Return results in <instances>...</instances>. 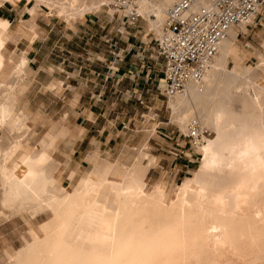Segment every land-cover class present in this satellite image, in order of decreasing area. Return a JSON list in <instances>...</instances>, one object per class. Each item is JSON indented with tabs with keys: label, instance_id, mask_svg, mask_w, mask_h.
I'll return each mask as SVG.
<instances>
[{
	"label": "snow or ice",
	"instance_id": "6c2138e0",
	"mask_svg": "<svg viewBox=\"0 0 264 264\" xmlns=\"http://www.w3.org/2000/svg\"><path fill=\"white\" fill-rule=\"evenodd\" d=\"M44 6L43 0H11L12 14L0 17V91L3 92V97L0 98V174L8 177L11 172L25 168L29 169V175L33 171L50 176L59 174L65 183L71 182L68 191L72 192L73 188H76L77 193L66 197L59 208L51 205L40 206L35 201L26 203L18 198L6 196L0 203V248L8 249L11 240L16 238L20 218L26 212L51 215L54 210L57 212L55 219L61 227L52 230L49 225H43L41 228L45 234V246H49L50 238L56 241V245L51 251L40 252L41 256L53 258L39 261L14 258L16 264H193L187 259L176 258L181 253V247L169 239L173 216L167 211L162 188L172 179L173 174L171 171L160 169L151 155L152 146L148 142L159 135V131L151 127V116H147L143 121L136 119L139 134L127 142L137 144L136 151L140 153L131 170L133 179L144 186L142 182L152 177V195L144 197L146 204H132L129 207L126 199L119 193L117 185L112 182L113 177L121 174L120 162L110 163L111 157L100 151V142L109 132L116 134L111 117L117 114L120 107L129 108L128 115H131L130 105L122 104L120 92L123 84L110 98L106 93L107 103H101L96 108H92V102L88 100L87 84L82 83L79 88L65 89L63 77L60 81L53 76L44 78L46 86H41L37 80L36 88L27 96L23 91L15 94L20 77L27 74V79H35L34 74L27 73V61L16 45L24 47L31 33L39 31L36 22L45 19L41 12ZM47 6L58 8L60 5H53L49 0ZM198 6L188 7L195 9ZM259 11L261 14L256 20L249 14L234 26L231 34L225 31L223 39H220L221 33L217 32L216 38L209 46L211 51L205 49L204 55L212 60L214 65L222 68L232 65L239 67L245 62L259 59L257 67L262 69L259 75H250L249 72L235 75L260 81L258 94L250 99L249 112L253 116L259 112L261 116L258 137L260 154L264 156V0H261ZM195 23L196 20H193V24ZM159 27V24L153 25L155 30ZM189 32L200 35L194 27H190ZM241 33L243 39H237ZM31 38L36 39L35 36ZM29 53L30 49L25 48V54ZM105 55L108 59H113L107 50ZM115 61L113 67L118 69L119 57H116ZM38 62L42 63L39 60ZM145 62L151 63L147 60ZM136 64L138 69L141 61L138 60ZM110 79L115 80V75H111ZM96 90L98 89H93ZM112 100L116 101L115 106ZM136 103L140 106V111L147 112V104L153 103V98L145 95L143 102ZM18 107L22 109L19 115L16 114ZM100 112L105 113L103 118L97 115ZM216 124L218 130L222 129L221 117L216 118ZM255 127L253 122L245 129H236L234 133L222 129L219 131V138L223 143H227L234 134L243 135ZM196 147H199V142ZM162 148L167 149V145L156 144V150ZM233 166L234 162H229L227 148H223L221 167L231 169ZM77 180L80 181L79 184ZM52 183L55 184V181ZM78 193H83L92 204L86 207L76 198ZM101 206L103 211H99ZM69 222L75 223L82 233H92L101 224H105L111 234V240H106L102 245L97 241L69 243L66 235V225ZM109 249L114 256L131 258L103 259ZM255 255L254 250H230L227 244L221 245L217 241L214 255L206 259L197 256L194 258V264H264V242L261 243L259 258L252 259Z\"/></svg>",
	"mask_w": 264,
	"mask_h": 264
},
{
	"label": "bare ground",
	"instance_id": "6f19581e",
	"mask_svg": "<svg viewBox=\"0 0 264 264\" xmlns=\"http://www.w3.org/2000/svg\"><path fill=\"white\" fill-rule=\"evenodd\" d=\"M135 1L138 2L137 10L146 20V25L153 28L155 24L161 27L165 11L175 0ZM198 1L205 3L204 0ZM4 2L11 4V0H0V4ZM114 2L115 0H51L53 5L60 6L49 8L50 13L57 12L64 16L67 24L71 16L82 15L95 8L98 3L110 6ZM43 3L48 5L49 0H43ZM143 4L148 6H142ZM112 9L115 11L114 8ZM234 26L228 30L229 34L233 32ZM160 27L157 30L158 35ZM23 58L26 60V57ZM255 67L244 69L232 65L231 68L228 66L222 68L211 61L200 79L189 81L183 93L168 97L166 101L171 119L181 130L186 129L187 132L188 125L196 121L202 128L207 127L213 132L211 137H206L199 145L200 165L191 176L171 190L166 185L162 188V195L168 206L167 211L173 216L169 239L170 242L181 247V253L176 257L179 260L187 259L194 264V258L197 256L202 259L209 258L214 255L217 241L221 245L227 244L230 250L239 249L248 252L254 250L256 255L251 258H259L261 243L264 242V196H262L264 156L260 154L258 137L261 116L259 112L254 116L251 115L249 108L251 97L258 94L260 81L243 79L235 75L242 72L259 75L262 69ZM19 79L21 80L22 77ZM2 97L3 92L0 91V98ZM16 114L19 115L20 112ZM218 116L222 118V129H227L230 133H234L236 129H245L253 122L256 127L243 135L234 134L229 142L223 143L219 138V131L222 129L218 130L216 124ZM223 148L228 150L229 162H234L231 169L221 167ZM139 155L140 153H137L132 162L120 163L121 174L112 178V182L117 185L119 193L126 199L129 207L132 204H146L144 197L152 195V189L151 191L147 189V181L142 182L144 186H141L133 179L131 170ZM216 177L223 178L216 180L214 179ZM52 181H55V184ZM79 183L80 181L77 180V184ZM68 187L59 183V174L50 176L47 173L39 174L33 171L29 175V169H17L8 177L0 174V203L7 196L26 203L35 201L40 206L51 205L59 208L66 197H72L77 193L76 188L69 192ZM76 198L86 207L92 204L83 193H78ZM99 211H103V206ZM39 215H43L45 219L33 225L32 219ZM56 216L57 212L54 210L51 215L26 212L21 216L29 224L27 232L20 238L21 246L14 252L4 251L0 264L5 262L16 264L14 258L35 261L53 258L40 255L42 250L51 251L56 245V241L50 238L49 246H45V234L41 226L49 225L52 230L59 229L61 224L56 221ZM66 235L69 243L97 241L102 245L106 240H111V234L105 224H101L92 233H82L75 223L69 222L66 225ZM102 258L130 259L131 257L114 256L109 249Z\"/></svg>",
	"mask_w": 264,
	"mask_h": 264
},
{
	"label": "rangeland",
	"instance_id": "374dc122",
	"mask_svg": "<svg viewBox=\"0 0 264 264\" xmlns=\"http://www.w3.org/2000/svg\"><path fill=\"white\" fill-rule=\"evenodd\" d=\"M43 4L45 6L41 9V12L45 19L36 22V27L39 31L31 33L28 37V43L24 47L16 45L19 52L27 57V73L35 76V79H25L26 88H24V95L27 96L36 88L37 80L42 84L46 77L53 76L57 81H60L61 77H63L66 80L63 85L65 89L79 88L82 83L87 84L89 86L88 100L92 102V108H96L101 103H107L106 93H108V98H110L112 93L120 90V85L123 84L124 87L120 92L122 104L130 105L131 115H128L129 108L120 107L117 114L111 117L112 127L116 134L113 135L109 132L104 136L100 142V151L105 156L111 157L110 163L118 161L120 163L132 162L134 156L139 152L136 151L137 144L127 141L134 138V135L139 134L136 128V119L139 118L143 121L147 116H151V127L159 131V135L148 142L152 146L151 155L159 164L160 169L171 171L173 174L172 179L166 184L167 188L171 190L184 179L190 177L199 167L201 155L198 148L192 146L190 140L184 136L186 129L185 131L181 130L179 125L171 119L170 109L168 108V103H166L168 98L163 92L165 84L161 60L155 53V37L158 36V31L148 27L146 20L142 16L133 23L124 22L121 18V11L112 9H115L113 4L110 5L112 8H109V5L98 3L95 8L84 12L82 15L71 16L70 22L67 24L64 21V16L57 12L50 13V8L45 3ZM12 11L10 2L0 4L1 17L11 15ZM260 14H257L253 20H256ZM98 20H106L107 22L111 20L112 23L102 28ZM112 24L115 28H112ZM135 24L136 27L132 28L131 26ZM139 31L148 32V38L152 36L151 41L148 43L149 51L147 54V61L151 63H147L138 69L136 65L133 67L130 65L128 75H124L120 82L118 81L119 79L111 80V76L105 78L99 75L98 79L101 78L103 84L100 85L98 81L95 83L91 70L98 69L102 61L97 59L102 56L98 57L99 55L95 53L105 52L106 50L111 53V44L115 45L118 38L116 33L119 36H121L120 34L127 36L128 32ZM107 32L108 40L105 37H101ZM32 36H35L36 39H32ZM237 39L242 40L243 34L241 33ZM124 40L127 42L126 37ZM25 48L30 49L29 54H25ZM38 60L42 61V63L38 62ZM258 64L259 59L256 58L245 62L241 67L244 69L248 67L254 68ZM40 68L42 71L36 76L35 72ZM47 70L53 71L49 72ZM129 85H131V88H129ZM93 89L98 90L93 91ZM145 95L153 98V103L147 104V112L140 111V106L136 103V101L143 102ZM112 104L115 106L116 101L112 100ZM16 110L20 111L22 109L18 107ZM97 115L103 118L105 113L100 112ZM101 128H103V125H101ZM209 131L211 132L209 137H211L213 132ZM158 143L161 145L166 144L167 149H171V151L163 148L156 150V144ZM134 152L135 154H133ZM59 183L65 187L70 186V181L65 183L60 177ZM153 185L154 180L149 177L147 189L151 191ZM39 216L41 217L38 219ZM39 216L32 219L31 223L33 225L45 219L43 215ZM20 220L18 233L15 234L16 238L11 240L8 249L0 248V260L4 251L14 252L21 246L22 241L20 238L27 232L29 224L22 217ZM14 227L17 226L14 225Z\"/></svg>",
	"mask_w": 264,
	"mask_h": 264
},
{
	"label": "built area",
	"instance_id": "2783aa9c",
	"mask_svg": "<svg viewBox=\"0 0 264 264\" xmlns=\"http://www.w3.org/2000/svg\"><path fill=\"white\" fill-rule=\"evenodd\" d=\"M204 1L176 0L165 11L160 33L155 40V53L161 60L165 84L163 92L167 98L183 93L189 81L201 78L212 61L204 55V50L209 49L217 32L221 33L220 39H223L225 31L238 25L249 14L254 18L260 13L261 0ZM189 5L199 6L193 9ZM113 6L121 11L124 22L133 23L141 17L135 0H115ZM193 20H196L195 24ZM190 27H194L200 35L189 32ZM210 135L211 132L196 121L188 125L184 134L194 147Z\"/></svg>",
	"mask_w": 264,
	"mask_h": 264
},
{
	"label": "crops",
	"instance_id": "0c3cea01",
	"mask_svg": "<svg viewBox=\"0 0 264 264\" xmlns=\"http://www.w3.org/2000/svg\"><path fill=\"white\" fill-rule=\"evenodd\" d=\"M1 17V16H0ZM122 18V16H121ZM98 22L100 23L99 25L104 28L105 26H109V23H112L111 20H108V22L106 20L101 21L98 20ZM119 25V23H118ZM112 28H115L114 25L112 24ZM118 27V26H117ZM132 28L136 27L135 25L131 26ZM120 28V27H118ZM122 29V28H120ZM124 33V32H123ZM121 36H119L118 33H116V36L118 37L116 40V44H111V55L113 57V59H108V57L105 55V52L102 51L100 53H95L98 54L102 57L97 58V59H101V63L99 64L98 69L96 70H91L92 77H93V81L95 83H98L100 85L103 84V81L101 78L98 79L99 75L101 77H109L111 75H115V79H119L118 81L120 82V79L123 78L124 75H128V68L131 65V67H133L134 65L137 66L136 62L139 60L141 61L140 64V68H142V66H144L145 64H147L145 62V60L148 59L147 54L149 51V41H151L152 36L150 38L148 32H128L127 36H125L124 34H120ZM124 35V36H123ZM102 38L108 37V32L104 35L101 36ZM126 37L127 42L124 40ZM158 36L155 37V40ZM108 40V38H107ZM24 57H26L24 54H22ZM119 57V68L118 69H114V64H115V58ZM27 60V57H26ZM42 69H37L35 72V75L38 76L41 73ZM110 74V75H109ZM95 75V76H94ZM25 77V78H24ZM25 79L26 76H23L22 79L20 80V84L19 86L16 88L15 90V94L20 93L21 91H23L24 93V88H26L25 86ZM98 79V80H97ZM109 80V79H107ZM66 81V80H64ZM41 85L44 86V83H42ZM98 85V84H97ZM134 87V85H133ZM20 88V90H19ZM16 110V113L21 112Z\"/></svg>",
	"mask_w": 264,
	"mask_h": 264
}]
</instances>
